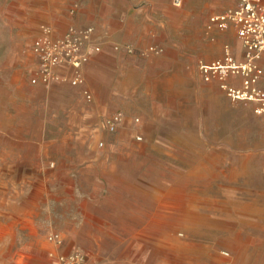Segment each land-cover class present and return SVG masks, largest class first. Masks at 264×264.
<instances>
[{
	"label": "rangeland",
	"instance_id": "1",
	"mask_svg": "<svg viewBox=\"0 0 264 264\" xmlns=\"http://www.w3.org/2000/svg\"><path fill=\"white\" fill-rule=\"evenodd\" d=\"M81 5L80 0H0V264L47 263L54 247L46 237L53 231L85 246V228L72 210L82 196L74 191L76 199L64 207L53 197L55 179L47 174L81 168L160 174L156 203L169 213L182 207L185 219L212 225L197 228L200 235L212 230L215 238L201 236L200 243L223 261L260 254L264 264V169L257 165L264 146L240 141L242 129H252L244 140L264 129V115L253 113L254 103L232 101L216 84L205 83L197 67L198 60L222 54L223 38L210 33L207 23L236 0H169L166 45L101 41L94 25L64 18L75 16ZM41 24L57 34L70 26L93 28L92 42L101 51L83 71L92 102L81 87L68 83H30L36 72L32 42ZM150 46L161 51H148ZM117 113L122 120L109 131L105 122ZM253 160L257 172L247 174L246 162L249 167ZM80 186L97 185L71 180V187ZM47 207L49 221L38 220ZM184 235L182 229L177 237ZM97 249L91 264L103 258V244Z\"/></svg>",
	"mask_w": 264,
	"mask_h": 264
},
{
	"label": "crops",
	"instance_id": "2",
	"mask_svg": "<svg viewBox=\"0 0 264 264\" xmlns=\"http://www.w3.org/2000/svg\"><path fill=\"white\" fill-rule=\"evenodd\" d=\"M80 1L82 5L77 14L64 18L77 25H94L101 41L119 40L135 45H166L169 41V0ZM232 32L229 29L221 35L215 31L219 39L223 38L222 45L230 42L240 56L239 40ZM47 174L55 179L53 197L58 196L55 200L64 207H68L71 197L76 195L74 191L82 196L78 209L72 210L78 213L85 228L86 244L83 246V242L77 241L70 244L64 235V243L57 251L67 253L80 249L86 254L87 264H91L90 254L97 252L100 244H103V258L96 264H262L260 254H246L240 262L223 261L209 245L200 243L201 236L212 241L215 238L212 230H203L200 235L197 228L212 225L206 220L185 219L182 207L171 214L156 203V196L162 190L160 174L126 170L99 173L84 168L79 171L57 169ZM73 179L91 180L97 186L75 189L71 187ZM51 211L47 207L38 220L49 221ZM71 223L77 224V220ZM109 227L112 230L107 235ZM182 229L185 235L179 238L177 234ZM91 241L96 243L93 248ZM43 264L53 263L47 260Z\"/></svg>",
	"mask_w": 264,
	"mask_h": 264
},
{
	"label": "built area",
	"instance_id": "3",
	"mask_svg": "<svg viewBox=\"0 0 264 264\" xmlns=\"http://www.w3.org/2000/svg\"><path fill=\"white\" fill-rule=\"evenodd\" d=\"M230 28L239 40L240 56L230 42H225L219 57L197 61L201 78L205 83L216 84L232 101L254 103L253 113L264 115V0H236V5L209 17L207 30L210 33H225ZM92 35V27L70 26L64 33L57 34L52 26L41 24L32 42L36 72L30 83L45 86L68 83L81 87L86 101L92 102L91 92L84 87L83 72L93 56L101 51L100 46L93 44ZM126 49L129 53L133 51L130 47ZM148 51L158 53L161 50L150 46ZM121 120V113L113 114L105 126L109 131H116ZM137 138L142 139L141 136ZM46 239L54 246L47 254L53 264H87L86 254L80 249L67 253L57 251L64 243L61 233L50 232ZM221 253L229 256L227 251Z\"/></svg>",
	"mask_w": 264,
	"mask_h": 264
},
{
	"label": "bare ground",
	"instance_id": "4",
	"mask_svg": "<svg viewBox=\"0 0 264 264\" xmlns=\"http://www.w3.org/2000/svg\"><path fill=\"white\" fill-rule=\"evenodd\" d=\"M251 130L252 129H250V128L242 129L241 130V134H240V139H241L240 141L241 142H246V143H243V144L248 145V146H250L252 148H258L259 146H264V129H262L261 132L259 131L256 134V136H254V138H251L250 140H244L245 137H246L245 132L249 133ZM262 159L260 158L259 162H257V165L261 168V170L264 169V159L263 160ZM247 162H248V159H247ZM247 162H246V165H245V168H244L245 172H247V174L248 173H252V174L256 173L258 167H256V169H253L252 164H254V160L250 162V166L249 167L247 166V164H248ZM263 180H264V176H263L262 181Z\"/></svg>",
	"mask_w": 264,
	"mask_h": 264
}]
</instances>
